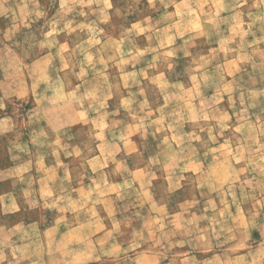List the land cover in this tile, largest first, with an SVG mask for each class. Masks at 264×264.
<instances>
[{
    "label": "rangeland",
    "instance_id": "1",
    "mask_svg": "<svg viewBox=\"0 0 264 264\" xmlns=\"http://www.w3.org/2000/svg\"><path fill=\"white\" fill-rule=\"evenodd\" d=\"M0 101V223L43 227L0 239L264 264V0H0ZM34 168L63 196L11 198Z\"/></svg>",
    "mask_w": 264,
    "mask_h": 264
},
{
    "label": "crops",
    "instance_id": "2",
    "mask_svg": "<svg viewBox=\"0 0 264 264\" xmlns=\"http://www.w3.org/2000/svg\"><path fill=\"white\" fill-rule=\"evenodd\" d=\"M12 182H14L15 185L13 187V191L11 192V198L15 200L19 197L28 199L37 197L39 198V204H42L41 201L44 199L51 197L59 198L63 196V194L61 193V191L63 190L61 188L58 189L57 186H55L57 181H54V184L48 187L47 182L43 180V176L40 175V173L38 174V170L36 168H34V170L29 174L14 176L12 178ZM18 183H20V185H17ZM53 186L55 187L53 188ZM80 209H83L85 212H87V215H89L90 208L88 206H82L78 210H75L74 214L78 213ZM56 210H58V212L61 214H63L64 212L63 207L62 209H60L56 206ZM40 212L41 214L46 213L47 210L45 209L43 212L42 210H40ZM87 219L90 220V217ZM62 220L63 218L59 219L58 217H55V220H53V222L51 221L54 225V228L57 229L58 226H61ZM45 224L46 221L43 222V226ZM91 224H93V222H91ZM9 225L10 224L7 225L6 223L1 222L0 231L4 227L9 230L11 229L9 236L12 237L14 236V233L15 235H17L16 233L20 234L22 231H25L27 230V228L33 226L36 230H43V227L41 229L38 228L37 222L35 221L27 222L26 220H19L13 225ZM72 228H74V223L71 229ZM9 236L8 239L10 240L7 242L4 239H0V257H3V259H0V264H48V256L46 254L48 247H50L48 239L40 237L39 234H37L36 237L32 238H23V236H21L20 238L13 239L9 238ZM59 240L60 239L58 238L56 241ZM51 242H54V239H52ZM71 243L72 246H74L77 242L72 241Z\"/></svg>",
    "mask_w": 264,
    "mask_h": 264
},
{
    "label": "clouds",
    "instance_id": "3",
    "mask_svg": "<svg viewBox=\"0 0 264 264\" xmlns=\"http://www.w3.org/2000/svg\"><path fill=\"white\" fill-rule=\"evenodd\" d=\"M4 107V104L2 101H0V108H3ZM4 130H7V129H4ZM0 259H3V257H0Z\"/></svg>",
    "mask_w": 264,
    "mask_h": 264
}]
</instances>
